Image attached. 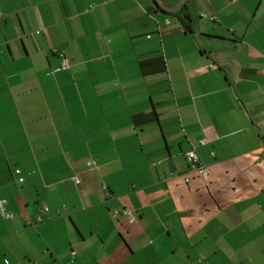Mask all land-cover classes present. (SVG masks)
Here are the masks:
<instances>
[{"label":"crops","instance_id":"obj_1","mask_svg":"<svg viewBox=\"0 0 264 264\" xmlns=\"http://www.w3.org/2000/svg\"><path fill=\"white\" fill-rule=\"evenodd\" d=\"M0 201V264H264V0H0Z\"/></svg>","mask_w":264,"mask_h":264},{"label":"built area","instance_id":"obj_2","mask_svg":"<svg viewBox=\"0 0 264 264\" xmlns=\"http://www.w3.org/2000/svg\"><path fill=\"white\" fill-rule=\"evenodd\" d=\"M61 66L59 67L58 71H67V70H70L71 69V62H70V59L68 57H66L64 54H61ZM206 143L205 140H202L200 142L201 145H204ZM188 159L190 161V166L192 169H196L200 174L202 175H207V168L206 166L200 161V158L196 152V150H193V151H190L188 153ZM14 174L18 177L17 180H18V183L19 184H23L25 182V179L24 177L20 176L21 174V171L19 169H16L14 171ZM75 182L77 184H79L81 181L79 178H75L74 179ZM0 210H1V213L4 217L6 218H11L12 215L5 212L4 210V202L3 201H0ZM48 211V208H44V212H47ZM126 214L130 215V212L129 211H125ZM42 219L41 218H38V221L40 222ZM75 255L76 253L73 252L72 253V260L75 258ZM69 264V263H67Z\"/></svg>","mask_w":264,"mask_h":264}]
</instances>
